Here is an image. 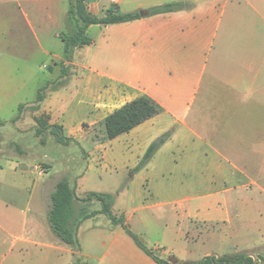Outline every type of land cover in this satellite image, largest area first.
Here are the masks:
<instances>
[{
	"label": "crops",
	"instance_id": "crops-1",
	"mask_svg": "<svg viewBox=\"0 0 264 264\" xmlns=\"http://www.w3.org/2000/svg\"><path fill=\"white\" fill-rule=\"evenodd\" d=\"M13 1L26 29L18 23L15 29L20 33L10 36L9 19L3 12L8 0H0L1 121L22 118L24 108L34 106L36 100L26 78L29 68L25 65L30 61L9 48L12 44L19 48V41L30 38L51 61L58 55L46 45L52 39L61 40L66 30L68 0ZM104 1L86 0L97 15L103 5L105 10L114 3L121 10L131 7L128 11L177 1L190 6L107 26L113 32L103 45L120 64L119 70L101 72L88 64L92 74L84 75L73 94L65 86L50 88L31 115L40 119L46 114L48 124L61 125L65 136L83 140L88 136L83 125L104 126L112 111L138 96H148L160 113L116 137L135 152L131 168L157 137L169 130L172 135L134 174H144L151 198L132 202L131 211L124 212L127 225L139 235L160 234L154 249L162 247L161 253L181 261L234 253L227 249L261 254L253 244L242 249L239 243L253 233L264 239V0ZM79 50L65 65L73 64ZM48 63L40 71L48 69ZM9 65L16 66L13 70ZM20 104H25L21 112ZM32 170L30 166L21 173ZM13 183L25 190L31 216L21 220L9 213L1 215L0 228L11 242L0 264H16L7 256L28 244L68 254L65 264H158L122 233L121 225L91 233L88 243L77 233L78 247L58 237L59 241L47 242L54 234L47 211L57 182L40 184L27 174ZM84 205L89 211L101 209L96 200ZM15 224L18 228L13 230Z\"/></svg>",
	"mask_w": 264,
	"mask_h": 264
},
{
	"label": "rangeland",
	"instance_id": "rangeland-1",
	"mask_svg": "<svg viewBox=\"0 0 264 264\" xmlns=\"http://www.w3.org/2000/svg\"><path fill=\"white\" fill-rule=\"evenodd\" d=\"M104 3L108 4V0H105ZM101 9L100 16L104 15L107 8L104 10L103 5ZM122 10L128 11L132 10V8L124 6ZM3 12L7 14L9 19L10 36H17V33H20L18 29H15V25L18 23L26 29L22 17L20 19L21 10L16 2L8 0L7 7H4ZM112 32V26L107 27L95 24L88 32L95 43L90 46L80 47V50L75 54L73 64H66L69 68V75L67 76H63L61 72L60 63L63 59V42L60 39H52L46 45L53 55H58L53 57L51 61L49 55L44 53L30 38H27L24 42L19 41V48H13L12 44L9 50L18 55V57L22 56L24 60L30 61L25 65L29 68L26 78L28 86L34 90L33 95H31L34 100L37 97L39 87L48 81H50V84L47 90L54 85H58L59 82L67 80L63 86L67 87L68 93L73 94L84 81V75L92 74L86 68L88 64L96 71L101 72L114 73L119 70L120 64L114 60L109 50L103 45L104 39L109 37ZM24 34L30 35V32L26 31ZM44 62H49L47 65L48 69L40 71ZM14 66L16 65H12V67L9 65L13 70ZM97 86L94 81L92 88L96 90ZM25 108L22 118L18 117L15 122H11L15 118L11 116L13 118L10 121L2 120L5 124L0 125V217L1 215L7 216L8 213L14 217L21 218V220L26 215L28 217L31 216V212L27 211L25 190L22 186L13 183L27 174L31 180L40 184L47 181L53 185L58 180L66 178L75 188L77 196L80 197H85L92 191L112 193L115 199L112 212L115 211L113 213L116 216H122L125 219L126 215L124 212L131 211L133 201L138 203L150 200L151 196L147 189L144 174L139 173L135 177L134 175L131 176V166L135 162V152L128 148V144L124 139H107L102 123L93 126L85 124L83 128L88 132L87 138L71 141L68 144H61L48 131L38 136L36 133L37 129H39L38 119L31 115V112L33 114L36 108L33 106ZM41 119L48 123L46 114ZM42 138L44 142H41ZM13 155L18 158H15V160L9 159ZM27 166H33V170L26 172V174L21 173L22 169H28ZM1 169H4V171ZM40 171H43L42 175L39 174ZM168 178L172 179L171 176H168ZM129 186H131L130 190L128 189ZM12 201L15 204H12ZM6 204L8 205L6 206ZM87 219L77 232L79 238L87 243L91 233H105L109 230L110 225L116 227L104 213L101 215L96 214ZM95 227L98 228L96 229ZM12 228L16 230L18 225L15 224ZM16 232L20 231L17 230ZM122 233L126 235L124 230H122ZM136 234L158 256L166 260L170 259L166 252L161 253L162 247H158L155 250L152 245L153 242H157L160 239V234H148L146 236ZM53 237H56L55 240H53ZM262 237L253 233L248 238L242 237V243H239V245L242 249H251L252 247L247 243L253 244L259 248L261 255H264V239ZM57 240V236L52 234L47 239V242H55ZM10 242L0 228V257L7 252ZM88 246L90 248V245ZM203 247L200 248V252L203 251ZM227 250L234 253L244 252L249 255V252H251ZM200 252L197 256L201 255ZM7 259L16 264H65L69 259V255L66 253L57 254L50 251L48 247L40 248L39 246L28 244L23 245L22 249L17 250V252L9 254ZM74 259L76 258L74 257ZM76 262L78 263L79 260L77 259ZM145 264L149 263L145 262Z\"/></svg>",
	"mask_w": 264,
	"mask_h": 264
},
{
	"label": "trees",
	"instance_id": "trees-1",
	"mask_svg": "<svg viewBox=\"0 0 264 264\" xmlns=\"http://www.w3.org/2000/svg\"><path fill=\"white\" fill-rule=\"evenodd\" d=\"M187 2L177 1L153 6L147 9L135 11H122L118 4L114 3L100 16L92 12L86 0H68V10L65 18L66 30L61 33L63 42V60L61 61V72L63 76L69 75V68L65 62H71L77 48L89 46L94 40L88 34L91 25L99 24L109 26L118 23L130 22L150 15L177 11L188 8ZM67 80L54 85L52 89L65 85ZM50 84L48 81L38 89L34 108L38 107L45 98L46 90ZM25 104L19 105V112L23 110ZM161 111L160 107L148 96L141 95L131 101L126 102L119 108L108 114L104 121L105 136L112 140L123 133H127L144 121L154 117ZM14 118L11 122H15ZM5 124L0 120V125ZM39 129L37 135L41 136L45 131L53 135L57 142L68 144L75 141L71 137L64 135L63 128L59 124H48L43 119H38ZM44 126V127H43ZM44 129H43V128ZM172 130H169L157 137L147 148L140 161L131 169V176L143 169L153 158L159 148L170 138ZM41 142H44L42 138ZM96 200L100 203V210L89 211L84 203ZM114 194L109 192H90L84 198H79L75 188L66 178L58 180L54 191L50 195V207L47 211V218L53 233L64 243L73 247L79 246L77 232L80 224L96 214L104 213L115 225H121L124 231L134 240L136 245L150 256L158 264H264V255L258 256L256 260L244 252H237L226 255H208L197 261H181L172 256L169 260L158 256L153 249L147 247L143 240L130 229L125 222V218L118 217L112 212L114 204ZM81 204L80 206H78Z\"/></svg>",
	"mask_w": 264,
	"mask_h": 264
},
{
	"label": "water",
	"instance_id": "water-1",
	"mask_svg": "<svg viewBox=\"0 0 264 264\" xmlns=\"http://www.w3.org/2000/svg\"><path fill=\"white\" fill-rule=\"evenodd\" d=\"M216 256H219L218 254H215ZM261 254L257 253L255 255L251 254V256L254 258V260H256L258 258V256H260Z\"/></svg>",
	"mask_w": 264,
	"mask_h": 264
},
{
	"label": "built area",
	"instance_id": "built-area-1",
	"mask_svg": "<svg viewBox=\"0 0 264 264\" xmlns=\"http://www.w3.org/2000/svg\"><path fill=\"white\" fill-rule=\"evenodd\" d=\"M39 174H41V175H42V174H43V171H40V172H39Z\"/></svg>",
	"mask_w": 264,
	"mask_h": 264
}]
</instances>
